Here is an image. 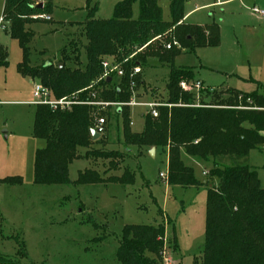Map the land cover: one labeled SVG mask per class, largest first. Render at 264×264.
Returning a JSON list of instances; mask_svg holds the SVG:
<instances>
[{
	"label": "rangeland",
	"instance_id": "rangeland-1",
	"mask_svg": "<svg viewBox=\"0 0 264 264\" xmlns=\"http://www.w3.org/2000/svg\"><path fill=\"white\" fill-rule=\"evenodd\" d=\"M119 1L94 0L98 5L95 17L111 18ZM169 2L158 0L164 20L169 19ZM214 2L217 4L203 7ZM3 4L4 0H0V18ZM51 5L50 13L36 15L38 19L27 25L34 32L26 45L28 66L65 60L71 69L83 68L82 46L86 39L81 23L87 16L86 0H52ZM254 6L264 11V0H187L185 12L194 11L187 23L198 26L216 23L220 44L193 52L177 46L166 49L176 39L174 27L152 37L147 47L137 51L143 65H140L141 73L132 80L136 77L144 80L140 87L135 83L137 101L167 99L169 66L159 56L170 50L178 53L174 64L192 68L194 80L203 83L204 88L189 92L195 103L203 99L214 106L215 99L207 94L221 93L226 88L264 95V15L253 13ZM138 11L135 2L134 19ZM68 42L76 49L73 50L72 44L66 46ZM21 61L22 49L17 40L10 38L0 25V178L21 177V184H0V256L19 264H116L124 225L162 224L165 257L171 264H194L204 243L206 186L217 184V179L209 174L211 163L183 154L184 163L194 169L202 185L168 186L166 151L156 149L155 155L150 156L148 147H126L121 113L116 114L113 105H89L91 127L99 117L106 118L107 125L102 138L88 149L115 151L117 157L86 158L87 150L79 148L81 158L69 165L70 183L34 184V153L45 146L43 139L32 135L33 87L39 80L19 72ZM51 93L55 99L73 96L57 97L52 90ZM225 96L226 93L221 95ZM92 99L98 103H116L96 96ZM77 102H80L77 105L85 104ZM128 108L129 131L138 133L144 126L145 110ZM247 163L256 169L260 186L264 188V144L250 152ZM85 169L95 170L103 177L120 176L127 169L134 174V180L125 184L74 183L78 173Z\"/></svg>",
	"mask_w": 264,
	"mask_h": 264
},
{
	"label": "trees",
	"instance_id": "trees-1",
	"mask_svg": "<svg viewBox=\"0 0 264 264\" xmlns=\"http://www.w3.org/2000/svg\"><path fill=\"white\" fill-rule=\"evenodd\" d=\"M135 2H138L139 11L134 19L132 6ZM40 3L41 8L38 7ZM51 3L52 0H4L0 25L22 49L19 72L37 78L57 97L73 94L71 98L77 101L94 102V95L107 102H129L130 71L136 65H143L137 51L147 47L152 37L171 27L185 52L220 44L216 23L204 26L182 23L185 0H170L168 20L163 19L158 0H121L115 4L109 19L96 18L97 3L86 0L87 16L81 23L86 39L82 46L84 67L71 69L65 65V60L61 61L62 68L59 63L51 62L30 67L26 45L34 32L27 25L38 19L36 15L50 13ZM71 44L68 42L66 46ZM71 46L76 49L73 44ZM177 55V51L170 50L159 56V60L169 66L166 95L167 102L174 106L159 107L156 118L144 115V126L138 133L129 131V108H116L115 113L122 116L124 144L165 150V181L169 186L202 185L194 169L184 163L183 154L211 163L209 174L217 179V184L206 186L204 243L194 264H264V188L260 186L256 169L247 163L250 151L264 144V95L226 88L221 93L207 94L215 99L214 106L203 99L195 103L192 94L179 87L182 80H194V71L190 67L176 66ZM105 58L116 60L125 75L115 80L112 77L110 81L101 78V62ZM135 83L140 87L144 80L136 77ZM223 93L225 97H221ZM89 109L87 104H76L67 110L53 109L45 104L35 106L32 135L43 139L45 146L34 153V184L70 183L69 165L81 158L79 148L87 150L86 158L117 157L115 151L88 149L102 138L91 139ZM133 177L127 169L120 176L107 177L85 169L78 173L74 183L125 184L132 183ZM0 184H21V177L6 176L0 178ZM164 237L162 224L124 225L116 264H162ZM4 261L14 260L0 256V262Z\"/></svg>",
	"mask_w": 264,
	"mask_h": 264
},
{
	"label": "built area",
	"instance_id": "built-area-1",
	"mask_svg": "<svg viewBox=\"0 0 264 264\" xmlns=\"http://www.w3.org/2000/svg\"><path fill=\"white\" fill-rule=\"evenodd\" d=\"M251 11L255 14L259 15H264V11L257 8L253 7ZM46 20H50L49 16L45 17ZM172 46H177L178 48H181V45L179 42L174 39L173 42L167 44L165 46L166 49H171ZM102 65V75L101 78L107 79V78H121L125 75V72L121 65L114 59L112 58H105L101 62ZM141 73V67L140 65H136L132 68V71L130 73V90H131V98L129 102L126 103H105V102H81L85 103L87 105H92V106H109L113 105L116 108L121 107V106H128V107H142L145 110V114H148L152 116L153 118H156L158 116V108L159 107H172L175 104H171L167 102V99L165 102H159L155 100H147V101H137L136 99V94L134 92V86H135V81L132 80V77L134 75H138ZM179 87L181 88L182 91L185 92H197L201 88H204L203 83L200 80H191V81H186L182 80L179 83ZM94 96V95H93ZM33 97L34 100L32 101V104L38 105V104H45L49 105L53 109H60V110H67L71 106L76 105L80 102H77L76 99L74 98H69V97H63L59 99H55L52 96V93L50 89L45 87L43 84L40 82L35 83L33 87ZM178 106H184L182 104H176ZM107 125V120L104 117H99L98 119L95 120L94 126L92 129L100 135V137L105 133ZM205 175V172H203ZM162 175V174H161ZM163 176V175H162ZM164 177V176H163ZM163 260L165 264H171L170 259L165 257V251H163ZM0 264H19L18 262L14 261H4L0 262Z\"/></svg>",
	"mask_w": 264,
	"mask_h": 264
},
{
	"label": "crops",
	"instance_id": "crops-1",
	"mask_svg": "<svg viewBox=\"0 0 264 264\" xmlns=\"http://www.w3.org/2000/svg\"><path fill=\"white\" fill-rule=\"evenodd\" d=\"M187 0H185V3H186ZM226 2V1H225ZM221 4H223V2H220ZM217 4V2H214V3H211V4H208V5H205L203 7H206V8H209L211 5H215ZM185 5V4H184ZM194 11L193 10H190V11H187L185 12V9H184V17L182 19V23L184 24H192V23H187V19L189 17L190 14H192ZM198 49V48H197ZM197 80V79H196ZM238 90V89H237ZM241 91V90H240ZM245 92V91H243ZM34 105V104H33ZM36 106V105H35ZM140 132V131H139ZM149 152V151H148ZM251 152V151H250ZM156 153V149H155V152H154V155ZM250 154V153H249ZM166 159H167V156H166ZM167 166V165H166ZM104 177H107V176H104ZM1 178H4V177H1ZM8 185V184H7ZM168 185V184H167ZM169 186V185H168ZM171 187H180V186H171ZM182 188V187H181ZM175 239V238H174Z\"/></svg>",
	"mask_w": 264,
	"mask_h": 264
},
{
	"label": "water",
	"instance_id": "water-1",
	"mask_svg": "<svg viewBox=\"0 0 264 264\" xmlns=\"http://www.w3.org/2000/svg\"><path fill=\"white\" fill-rule=\"evenodd\" d=\"M38 7L41 8L42 4L41 3L38 4ZM62 67H63V63L60 62L59 63V68H62ZM107 81H110V78H107ZM90 134H91V139L93 141H95V140L100 138V135L98 133H96L93 129L90 131ZM154 152H155V148L154 147L150 148L149 155L150 156H154Z\"/></svg>",
	"mask_w": 264,
	"mask_h": 264
}]
</instances>
